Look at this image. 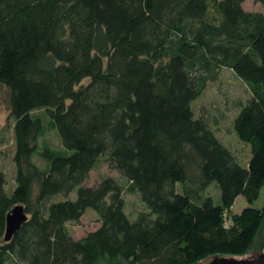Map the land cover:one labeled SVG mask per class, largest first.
Returning a JSON list of instances; mask_svg holds the SVG:
<instances>
[{
  "label": "trees",
  "instance_id": "16d2710c",
  "mask_svg": "<svg viewBox=\"0 0 264 264\" xmlns=\"http://www.w3.org/2000/svg\"><path fill=\"white\" fill-rule=\"evenodd\" d=\"M244 1L0 0L15 142L11 193L0 170V264H200L252 250L264 221V206H251L264 187V0L262 11ZM223 68L251 94L233 119L245 167L192 108ZM35 110L61 150L39 146ZM101 160L125 183L87 185ZM213 183L220 204L206 193ZM125 192L144 204L135 218ZM238 196L250 205L227 224ZM15 205L28 218L5 241ZM87 209L101 224L76 239L67 223Z\"/></svg>",
  "mask_w": 264,
  "mask_h": 264
},
{
  "label": "rangeland",
  "instance_id": "374dc122",
  "mask_svg": "<svg viewBox=\"0 0 264 264\" xmlns=\"http://www.w3.org/2000/svg\"><path fill=\"white\" fill-rule=\"evenodd\" d=\"M243 8L247 11H262V6L255 0H245ZM251 96L247 85L231 70L223 68L219 78L210 82L201 96L193 103V112L196 117H204L208 120L210 128L219 140L230 150L242 166L247 165L250 156L249 145L242 142L233 130V119L239 110L240 104L244 103ZM34 114L41 116L44 124V131L39 139V146L49 145L54 150H61L56 129L51 118L44 110H35ZM14 119L10 116L9 110V89L0 83V170L7 178V192L11 193L15 188V164L13 154L15 142L13 134ZM34 161L43 167L45 162L38 154L34 156ZM112 177L120 184L125 183V178L113 166L101 160L97 166L91 170L86 184L94 186L102 178ZM192 186L196 183L190 182ZM176 189L181 190L180 184H176ZM206 193L213 198L215 204H220V190L213 183L206 189ZM125 212L130 218H135L140 211L145 210L139 194L125 192ZM56 198H61L60 196ZM250 205L243 196H238L231 207L225 212L226 223L231 222L232 215L239 213L243 207ZM251 206L261 208L264 206V187L260 195ZM99 216L92 209H87L78 222H68L67 228L70 234L78 239L86 236L89 232L96 230L100 226ZM264 257V221L260 226L253 248L244 255H237V259H257ZM210 261V260H209ZM208 261H203V264Z\"/></svg>",
  "mask_w": 264,
  "mask_h": 264
},
{
  "label": "water",
  "instance_id": "95a60500",
  "mask_svg": "<svg viewBox=\"0 0 264 264\" xmlns=\"http://www.w3.org/2000/svg\"><path fill=\"white\" fill-rule=\"evenodd\" d=\"M28 216L22 205H15L6 215L5 222V241H9L12 236L26 222ZM203 264H264V257L257 259H237L233 257H214Z\"/></svg>",
  "mask_w": 264,
  "mask_h": 264
}]
</instances>
